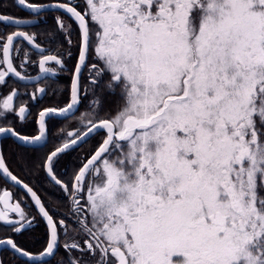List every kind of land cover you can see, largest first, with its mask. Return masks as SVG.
<instances>
[{
	"label": "snow or ice",
	"instance_id": "snow-or-ice-1",
	"mask_svg": "<svg viewBox=\"0 0 264 264\" xmlns=\"http://www.w3.org/2000/svg\"><path fill=\"white\" fill-rule=\"evenodd\" d=\"M16 3L32 13L57 8L72 21L56 17L64 52L43 55L36 45L41 73L54 72L46 67L53 63L63 69L73 49L78 56L69 102L39 113L40 135L20 136L11 127L0 133L40 141L46 117L77 110L85 68L93 86L108 77L116 102L101 118L100 101H90L81 119L87 132L57 147L43 165L55 185L63 184L74 223L55 219L25 185L46 224V245L39 256L12 237L0 246L34 262L54 255L63 235L70 237L63 245L67 264H264V0ZM0 23L31 22L0 15ZM21 39L34 42L22 31L0 35V84L10 74L25 79L12 56ZM17 95L14 89L0 108L12 111ZM16 115L23 122L25 107ZM101 130L98 147L67 180L58 179L56 158ZM0 173L19 184L2 157ZM12 198L7 190L0 194V222L22 233L34 220Z\"/></svg>",
	"mask_w": 264,
	"mask_h": 264
},
{
	"label": "flooded vegetation",
	"instance_id": "flooded-vegetation-1",
	"mask_svg": "<svg viewBox=\"0 0 264 264\" xmlns=\"http://www.w3.org/2000/svg\"><path fill=\"white\" fill-rule=\"evenodd\" d=\"M26 2L36 5H53L68 3V0H26ZM72 2L77 3V0H72ZM0 15L31 22L19 26L0 23V35L7 36L12 32L22 31L34 38V42L31 45H29L27 41L22 39L19 40L21 51L19 53H12L14 67L25 79L20 80L10 74L5 78V83L0 84V100L11 94L14 89L18 93V95L13 98L12 111H5L0 108V127H11L20 135L34 137L39 133L37 120L40 112L47 108L61 109L67 106L70 95L72 69L74 68L76 57L78 56V49H73V56L67 59L63 69L53 63L46 65V67L55 69L54 72L41 73L38 64L41 56L38 54L36 45H39L40 48L45 50L43 55L64 52L67 45L66 41H64L62 32L56 24V17H62L65 23H72V21L62 10L57 8H46L32 13L19 8L14 0H0ZM72 30L73 40L75 41L78 36V28L74 23ZM25 51L28 52V63L21 68V62L25 59ZM107 80L108 77L105 76L93 86L88 76V70L85 68L81 76V96L77 110L71 115L61 119L47 117L44 124L47 137L45 142L40 146L25 147L17 144L11 138H2L0 140L1 154L4 160L5 156L2 146H4V143H7V141H11L19 147L26 149L30 155L40 156L42 181L44 182L43 185H47L48 189L46 191L48 193H40L38 188L40 184L31 175H27L22 179L12 173L7 164L6 167L20 181L36 192L41 203L46 207L50 215H53L57 220L62 218L66 219L70 225L74 223V218L68 214L69 201L67 195L63 191V184L55 185L54 181L46 176L43 165L47 156L57 147H62L64 142L75 139L78 132L82 135L87 131V128L81 123V119L82 114L91 111L89 106L90 101L93 99H98L100 101V117H105V113L109 109L104 108L101 95L103 91L111 93L106 87ZM86 86L87 92L85 94L84 89ZM37 89H45V92L41 93L37 91ZM112 96L113 101L116 102V97L113 94ZM21 106L25 107L27 113V118L23 122H21L16 115V112ZM86 123L87 119H84V124ZM69 132L72 133L71 136H68ZM102 136H104L103 131H100L98 134L94 133L86 143L81 142L77 146H74V148H70L65 153L60 154L56 158L58 163L55 164L53 174L61 181L67 180L73 174L74 166L78 168L79 162L85 158V155L91 154V152L98 147L97 145L102 141ZM98 139L100 140L98 141ZM93 140L94 145H89ZM5 190L12 194L13 198L10 203H21V207L25 209L28 219L34 220V224L31 228L22 230V233H13L11 226L0 222V239L12 237L21 247L25 248L30 253L34 255L39 254L43 251L47 242V228L45 223L41 219L30 198L22 190L9 184L0 176V194ZM0 210H3L2 204H0ZM8 215L12 219H19L14 213L9 212ZM36 230L41 231L42 235L41 237L35 238L36 243L32 246H28L24 243L22 237L32 235ZM71 235L73 234L70 232V236ZM68 239H70V237L66 238L61 235L60 246L55 250L54 255L41 262L24 260L7 248L0 249V260L3 261V264H60L61 261L67 264L70 254L65 251L63 245ZM71 255L77 256L79 253L74 251Z\"/></svg>",
	"mask_w": 264,
	"mask_h": 264
},
{
	"label": "trees",
	"instance_id": "trees-1",
	"mask_svg": "<svg viewBox=\"0 0 264 264\" xmlns=\"http://www.w3.org/2000/svg\"><path fill=\"white\" fill-rule=\"evenodd\" d=\"M101 98L104 103L103 106L105 109H109L115 104L111 93L103 91ZM2 150L4 152L6 164L12 173L22 179L27 175H31L40 184V186L38 187L40 193H48L46 191L48 189L47 185H43L44 182L42 181L40 156L30 155L26 149L19 147L11 141H7V143H4V146H2ZM25 160L28 162L27 165H25V163L23 162ZM41 235L42 232L36 230V232L32 233V235H26L22 237V240L28 246H32L34 243H36L35 238L41 237Z\"/></svg>",
	"mask_w": 264,
	"mask_h": 264
},
{
	"label": "water",
	"instance_id": "water-1",
	"mask_svg": "<svg viewBox=\"0 0 264 264\" xmlns=\"http://www.w3.org/2000/svg\"><path fill=\"white\" fill-rule=\"evenodd\" d=\"M14 2H15V4L17 5V3H16V0H14ZM27 3V2H26ZM18 6V5H17ZM19 8H21L22 10H26V11H29L28 9H27V7L25 6V7H20V6H18ZM43 9H46V8H43ZM25 24H27V23H24V24H21V25H25ZM11 25H14V24H11ZM66 107V106H65ZM64 107V108H65ZM69 115H71V114H65V115H63V116H60V115H53L52 117H55V118H64V117H66V116H69ZM47 118V117H46ZM45 118V119H46ZM38 119H39V115H38ZM38 121V120H37ZM37 125H38V123H37ZM38 131H39V125H38ZM101 131H103V130H101ZM87 132V131H86ZM85 132V133H86ZM104 132V131H103ZM95 133V132H94ZM93 133V134H94ZM92 134V135H93ZM20 135V134H19ZM37 135H40V132L37 134ZM36 135V136H37ZM84 134H82L81 136H83ZM20 136H23V135H20ZM26 137H29V136H26ZM35 137V136H34ZM46 131H45V127H44V135H43V137L41 138V140L40 141H35V142H33V143H25V142H23V141H21L20 139H18L17 137H13V136H11L10 134H3V133H0V140L2 139V138H11L13 141H15L17 144H19V145H22V146H25V147H36V146H40L41 144H43L44 142H45V140H46ZM29 138H32V137H29ZM81 143V141H78V144H80ZM67 151V150H66ZM0 157H2V154H1V148H0ZM12 174V173H11ZM45 174H46V176L49 178V179H51L49 176H48V174H47V171H46V169H45ZM13 175V174H12ZM0 176L6 181V182H8L9 184H11V185H13V186H15L16 188H18V189H20V190H22L29 198H30V200H31V195L27 192V189L24 187L26 184H24L22 181H20L18 178H17V180L19 181V184H17L16 182H14V181H12L11 180V178L10 177H7V178H5L4 177V175L2 174V173H0ZM29 187V186H28ZM38 197V196H37ZM31 202L33 203V205H34V207H35V209L37 210V212H38V208H37V206H35V204H34V202L31 200ZM39 214V213H38ZM40 215V214H39ZM40 217H41V219L43 220V218H42V216L40 215ZM43 222H44V220H43ZM45 223V222H44ZM46 225V224H45ZM1 248H7V249H9V250H11L12 252H14L17 256H19L20 258H22V259H24V260H27V261H30L27 257H24V256H22V255H19L18 253H16L14 250H12L9 246H0V249ZM56 250V249H55ZM55 250H54V252H55ZM33 256H39V254H36V255H34V254H32ZM51 256H44V257H40V259L39 260H36V261H34V262H41V261H44V260H46V259H48V258H50ZM30 262H33V261H30Z\"/></svg>",
	"mask_w": 264,
	"mask_h": 264
},
{
	"label": "rangeland",
	"instance_id": "rangeland-1",
	"mask_svg": "<svg viewBox=\"0 0 264 264\" xmlns=\"http://www.w3.org/2000/svg\"><path fill=\"white\" fill-rule=\"evenodd\" d=\"M113 106H114V105H113ZM113 106H112V107H113ZM112 107H110L109 109H111ZM102 137H103V136H102ZM99 140H100V139H98V141H99ZM101 140H102V139H101ZM98 141H97V143H98ZM89 145H94V140H93ZM98 145H99V144H98ZM98 145H97V146H98Z\"/></svg>",
	"mask_w": 264,
	"mask_h": 264
}]
</instances>
